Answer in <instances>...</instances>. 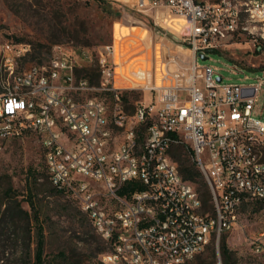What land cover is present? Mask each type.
I'll return each mask as SVG.
<instances>
[{
    "label": "built area",
    "instance_id": "2783aa9c",
    "mask_svg": "<svg viewBox=\"0 0 264 264\" xmlns=\"http://www.w3.org/2000/svg\"><path fill=\"white\" fill-rule=\"evenodd\" d=\"M129 1L160 21L173 14L188 23L178 30L193 54L189 74L162 84L130 115L122 95L147 79L118 71L115 44L98 51L92 82L78 74L89 50L56 45L37 61L31 44L1 42L0 153L8 140L39 136L51 183L77 200L108 245L104 264H185L211 244L218 249L243 205L264 202V120L254 117L264 81L226 83L197 63L247 33L264 49V0ZM178 146L193 153L213 212L181 174Z\"/></svg>",
    "mask_w": 264,
    "mask_h": 264
},
{
    "label": "rangeland",
    "instance_id": "374dc122",
    "mask_svg": "<svg viewBox=\"0 0 264 264\" xmlns=\"http://www.w3.org/2000/svg\"><path fill=\"white\" fill-rule=\"evenodd\" d=\"M168 17L171 22L166 23L153 14L139 13L129 0H106L104 4L94 0H0V43L31 44L33 53L41 61L48 59L56 45L67 49L85 48L91 58L79 59L82 69L78 74L86 77L88 71L93 82L99 76L98 51L105 45L115 44L118 71L135 80L147 79L140 81L141 84L133 83L139 90L124 91L128 102L122 96V103L132 115L140 102L148 103L155 97L162 84L181 82L189 74L193 54L183 46L184 32L178 30L184 26L183 20L173 14ZM258 46L254 44V35L243 34L228 41L220 51L210 52L207 60L199 58L197 63L214 68L215 78L223 77L226 83L255 85L264 81V68H260L264 65V49ZM124 86L129 88L130 84ZM180 97L186 99L188 94L181 92ZM107 99L113 105L112 98ZM128 106L132 107L127 109ZM254 117L264 120V82L257 95ZM9 186L31 217L29 202L40 212L45 235L44 264H104L102 255L109 251L108 245L77 200L70 194L59 193L51 183L37 134L6 141L0 153L2 264H34L37 250L35 226L31 249L26 253L22 245V236H28L26 222L14 223L11 214L4 213ZM205 211L213 212L212 203ZM262 232L264 207L260 202L250 201L239 209L234 228L222 236L227 237L228 245L236 252L238 264H264V252L255 251V243H264ZM213 246L206 247L185 264H211L209 256ZM217 264H221L219 258Z\"/></svg>",
    "mask_w": 264,
    "mask_h": 264
},
{
    "label": "trees",
    "instance_id": "16d2710c",
    "mask_svg": "<svg viewBox=\"0 0 264 264\" xmlns=\"http://www.w3.org/2000/svg\"><path fill=\"white\" fill-rule=\"evenodd\" d=\"M95 2H98L100 4H104L106 0H94ZM83 50H87L85 48H81ZM33 59L40 60L39 56L33 55ZM86 78L90 79L92 82L94 81L93 76H90L88 71H86ZM126 92L123 93V99L127 103L128 99L124 95ZM132 106H128L127 109H130ZM192 158H191V157ZM173 158L178 162L180 172L183 175L184 179L194 184L197 188V190L200 192L204 205L206 208L210 207L211 203V192L209 189V185L207 183V180L202 173V171L199 169L197 162L194 159L193 153L190 150H187L183 146H178L174 148L173 150ZM129 186V185H128ZM56 188V187H55ZM56 190L59 193L68 194L67 192L60 190L56 188ZM129 192L128 187H126L121 194H125ZM262 206L264 207V202H260ZM31 209L33 211V216L31 217L30 212L25 210L22 207V204L20 201L17 200V197L15 196V192L13 191L12 186H9L6 190V202L4 205L6 206V209L4 213L8 214L10 213L12 216V221L16 223L17 221H25L27 226V233L28 236H22L23 242L22 245H24V250H26V253L31 249V233H32V227L35 226V229L38 233L37 238V250L35 255V262L34 264H44V247H45V235H44V227L40 223V212L36 208L35 204L31 201L29 202ZM34 223V224H33ZM22 241V240H21ZM28 255V254H26ZM209 258L211 259V264H217L218 258L221 260V264H238V259L236 252L233 251L227 242V237L222 236L219 244V251L217 252V248L214 244L213 248L211 249V253ZM2 258L0 257V264ZM28 264V263H25Z\"/></svg>",
    "mask_w": 264,
    "mask_h": 264
},
{
    "label": "water",
    "instance_id": "95a60500",
    "mask_svg": "<svg viewBox=\"0 0 264 264\" xmlns=\"http://www.w3.org/2000/svg\"><path fill=\"white\" fill-rule=\"evenodd\" d=\"M202 60H207L208 58L205 55H200Z\"/></svg>",
    "mask_w": 264,
    "mask_h": 264
},
{
    "label": "bare ground",
    "instance_id": "6f19581e",
    "mask_svg": "<svg viewBox=\"0 0 264 264\" xmlns=\"http://www.w3.org/2000/svg\"><path fill=\"white\" fill-rule=\"evenodd\" d=\"M183 23H184V24H183L184 26H187V24H188V23H187L186 21H184V20H183Z\"/></svg>",
    "mask_w": 264,
    "mask_h": 264
}]
</instances>
